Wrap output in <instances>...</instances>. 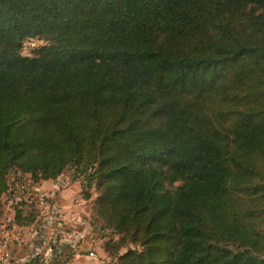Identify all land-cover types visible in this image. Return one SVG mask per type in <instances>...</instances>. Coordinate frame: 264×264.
<instances>
[{"label":"trees","instance_id":"1","mask_svg":"<svg viewBox=\"0 0 264 264\" xmlns=\"http://www.w3.org/2000/svg\"><path fill=\"white\" fill-rule=\"evenodd\" d=\"M72 167L117 264H264V0H0V222Z\"/></svg>","mask_w":264,"mask_h":264},{"label":"crops","instance_id":"2","mask_svg":"<svg viewBox=\"0 0 264 264\" xmlns=\"http://www.w3.org/2000/svg\"><path fill=\"white\" fill-rule=\"evenodd\" d=\"M55 181L35 183L39 192L47 196L41 214L30 225L15 222L10 194L3 196L8 206L5 215L9 217H2L0 222V264H101L88 254L93 249V246L90 247L92 239H85L82 235L86 222L74 205L78 198L72 196L78 186L60 189L55 187ZM35 200L37 202L38 199ZM60 211L71 213L70 220L61 218ZM5 251L9 252L6 260Z\"/></svg>","mask_w":264,"mask_h":264},{"label":"rangeland","instance_id":"3","mask_svg":"<svg viewBox=\"0 0 264 264\" xmlns=\"http://www.w3.org/2000/svg\"><path fill=\"white\" fill-rule=\"evenodd\" d=\"M43 41L38 40V39H33L31 41H27L26 42V46L23 49V53L24 54H30L31 48L35 45H40L42 44ZM76 176H78V174L75 172V169L72 168H68L65 170V172L57 179V181H55V187H60V189H62L63 187L67 186L70 187L72 185H74L75 187L78 186L77 191L75 190L74 195H72L74 198H78V201L76 200V203H74V205H76L78 207V212L81 213L80 216L82 218H84V221L86 222L85 226L83 227V236L87 238L92 239V241L90 242V247L93 246V249H91L88 254L91 258H97L101 264H117V262L112 259L109 255L108 252L106 250V244L107 242L114 238L117 239L116 235H112L110 233V231H107L106 229H103L101 224L98 223L94 216H95V199L98 196L97 191L92 188L89 189V191H87L84 187H83V183L84 180L82 177H78L76 178ZM12 177L14 178V180H19L22 181L23 183V195L25 197H31L32 201H28L29 203H34L36 206H38V208L40 209V211L42 210V206H44V204H46V196L44 192H39V188H37L31 179L30 174L28 173H18L17 171H13L10 175L9 178ZM75 183V184H74ZM21 191V190H19ZM37 194V196H36ZM57 195V194H54ZM36 199L37 202H36ZM5 202V209H4V214H3V218H7L9 217V215H5L6 211V207H8L6 205V201ZM13 202V201H12ZM45 202V203H44ZM41 206V207H40ZM10 207V206H9ZM13 210V214L15 216V204L12 203V208ZM41 214V213H40ZM60 217L66 220H70L71 217V213L68 212H63L60 211L59 212ZM67 216V218H65V216ZM13 216V217H14ZM69 217V218H68ZM59 218V216H58ZM86 218V219H85ZM63 232H60V234H62ZM92 253V254H91ZM102 261H101V260Z\"/></svg>","mask_w":264,"mask_h":264},{"label":"built area","instance_id":"4","mask_svg":"<svg viewBox=\"0 0 264 264\" xmlns=\"http://www.w3.org/2000/svg\"><path fill=\"white\" fill-rule=\"evenodd\" d=\"M23 184H25V183H23L22 181H19V180L15 181L14 178H12V177L9 178V188H8L7 193L10 194L11 200L13 201V202L12 201L11 202L13 204H16L22 200L32 201L31 197H29V199H28V197H25L23 195V189H22ZM19 190H21V191H19ZM4 245H5V243H4ZM8 256H9V252L5 251L4 252L5 258L4 259L5 260L8 259Z\"/></svg>","mask_w":264,"mask_h":264}]
</instances>
